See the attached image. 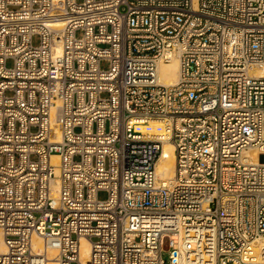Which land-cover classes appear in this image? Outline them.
<instances>
[{
	"label": "built area",
	"instance_id": "1",
	"mask_svg": "<svg viewBox=\"0 0 264 264\" xmlns=\"http://www.w3.org/2000/svg\"><path fill=\"white\" fill-rule=\"evenodd\" d=\"M263 68L264 0H0V264H264Z\"/></svg>",
	"mask_w": 264,
	"mask_h": 264
},
{
	"label": "bare ground",
	"instance_id": "2",
	"mask_svg": "<svg viewBox=\"0 0 264 264\" xmlns=\"http://www.w3.org/2000/svg\"><path fill=\"white\" fill-rule=\"evenodd\" d=\"M254 74L264 76V68L255 70ZM159 77L160 81L165 84L178 82L179 58L177 56L172 57L170 62L161 63L159 65ZM135 126L140 127L143 131H146V129H154L156 131L158 128L162 127V124L155 120H147L143 122H136ZM53 158L57 159V156H54ZM254 162L258 163L257 158H254ZM157 173L163 181L171 180L175 175L174 146L170 142H166L164 145L163 154L157 163ZM36 241L38 243L37 246L41 247V240L36 238ZM253 245L259 256V260L264 262V239L255 240ZM81 254L84 263L87 264L90 256V244L85 238L81 240Z\"/></svg>",
	"mask_w": 264,
	"mask_h": 264
},
{
	"label": "rangeland",
	"instance_id": "3",
	"mask_svg": "<svg viewBox=\"0 0 264 264\" xmlns=\"http://www.w3.org/2000/svg\"><path fill=\"white\" fill-rule=\"evenodd\" d=\"M35 43H37V40H36V39H35ZM8 65H9V66H12V65H13V61H12V60H9V61H8ZM103 67H104V68H107V67H108V62H104V63H103ZM99 196H100L101 199H106V198H107V193H106V192H101ZM164 258H165L166 260L168 259V255H167V253L164 254Z\"/></svg>",
	"mask_w": 264,
	"mask_h": 264
},
{
	"label": "water",
	"instance_id": "4",
	"mask_svg": "<svg viewBox=\"0 0 264 264\" xmlns=\"http://www.w3.org/2000/svg\"><path fill=\"white\" fill-rule=\"evenodd\" d=\"M262 160L264 161V158Z\"/></svg>",
	"mask_w": 264,
	"mask_h": 264
}]
</instances>
